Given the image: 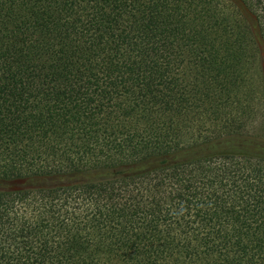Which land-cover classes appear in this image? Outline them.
I'll return each mask as SVG.
<instances>
[{"label":"trees","instance_id":"obj_1","mask_svg":"<svg viewBox=\"0 0 264 264\" xmlns=\"http://www.w3.org/2000/svg\"><path fill=\"white\" fill-rule=\"evenodd\" d=\"M0 264H264V0H0Z\"/></svg>","mask_w":264,"mask_h":264}]
</instances>
